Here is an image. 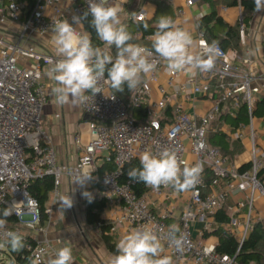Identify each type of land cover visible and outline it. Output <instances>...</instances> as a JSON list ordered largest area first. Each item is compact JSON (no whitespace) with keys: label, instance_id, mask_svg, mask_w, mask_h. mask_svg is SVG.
<instances>
[{"label":"built area","instance_id":"built-area-1","mask_svg":"<svg viewBox=\"0 0 264 264\" xmlns=\"http://www.w3.org/2000/svg\"><path fill=\"white\" fill-rule=\"evenodd\" d=\"M163 1L174 8V20L185 16V9L178 7L176 0ZM0 3V25L20 24L13 38L0 36V218L6 208L12 213L0 227V243L6 241V232L14 231L23 237L31 264H49L55 258L62 242L50 238L42 223L39 204L29 192L33 180L52 176L55 188L46 206L50 222L67 178L70 185H79L87 206L105 200L106 207L114 209L112 215L97 224L98 228L105 224L110 233L116 234L120 226L127 232L147 226L162 238L173 264H241L237 260L241 246L256 223L264 221L262 211L260 220L256 218V204L258 201L264 204V181L259 179L264 172V146L258 137L259 120L254 115L257 96L264 90V72H260L259 66L252 65L246 57L232 56L217 44L211 69L197 68L194 74H190V68L168 72L165 83L161 82V75L166 62L158 58L156 70L141 76L127 102L101 81L102 93L81 104L88 139L78 132L77 162L60 163L50 135L42 128V118L48 102L45 74L61 57L38 52L30 42L34 34L53 33L52 25L58 19L72 23L74 16L80 17L81 31H85L84 14L88 12L89 0H0ZM108 4L116 7L119 0H108ZM195 4L194 0H186V7ZM221 9L227 12L229 7ZM148 19L147 12L140 10L128 22ZM238 25L245 43L242 13ZM151 36L146 35L145 41L151 42ZM142 37L141 32L134 35L137 40ZM196 40L195 53L207 59L211 44L198 27ZM243 63L249 65V70L243 68ZM183 76L185 81L177 85L176 81ZM178 97L193 104L203 98L209 105L203 112L196 108L192 111L182 103L173 104ZM241 103L247 106L248 121L234 125ZM139 110L143 113L137 117ZM222 116L227 120L223 121ZM261 120L264 123V115ZM218 134L226 140L248 143L247 170L240 171L220 148L211 144V137ZM165 147L177 150L184 162L182 167L202 164L198 183L187 190L147 187L145 193L138 194L137 182L125 177L124 168L146 150L155 153ZM102 164L114 168L102 172ZM84 174L90 175V179L80 184L77 181ZM181 192L187 195L174 224L183 235L182 251H178L168 242L172 226L168 220L174 217L172 206ZM166 202L167 208L158 210ZM225 211L229 212L230 222H217L215 216ZM219 228L240 242L235 256L218 251L219 238L214 232Z\"/></svg>","mask_w":264,"mask_h":264},{"label":"clouds","instance_id":"clouds-1","mask_svg":"<svg viewBox=\"0 0 264 264\" xmlns=\"http://www.w3.org/2000/svg\"><path fill=\"white\" fill-rule=\"evenodd\" d=\"M255 11H264V0H254ZM122 8L110 6L108 0H89L88 12L92 17L91 27L97 38L110 49H116L115 57L110 51L102 49L92 42L91 33L81 31L80 17L58 19L52 25L54 42L60 59L52 63L49 76L56 82L53 93L60 104H86L90 98L102 93L100 82L103 81L116 92H122L127 86L134 90L141 82V76H147L156 70L158 58L166 62L169 73L185 69H211L217 43L209 45L207 59L194 51L195 41L192 33L178 25L172 17L160 16L156 31L150 37L151 47L133 43V35L127 26L121 23ZM75 25V26H74ZM88 93L91 94L88 95ZM114 99V98H113ZM140 167H133L127 172L129 180L144 183L147 187L158 190L161 186H171L176 190L193 188L202 173V164L183 166L177 150L163 148L158 152L146 150L139 157ZM90 175H82L77 182L84 184ZM88 195V193H84ZM63 207L70 208V196L62 201ZM6 208L0 218V227L11 215ZM5 244L12 250L23 247V237L14 232L5 233ZM168 242L178 251H182L183 235L178 225L169 228ZM73 253L70 246L61 247L49 264H72ZM109 264H173L171 256L166 254L162 238L147 226L133 228L116 245V253Z\"/></svg>","mask_w":264,"mask_h":264},{"label":"crops","instance_id":"crops-1","mask_svg":"<svg viewBox=\"0 0 264 264\" xmlns=\"http://www.w3.org/2000/svg\"><path fill=\"white\" fill-rule=\"evenodd\" d=\"M194 1L196 4L193 7H186V0H176V5L180 8L185 9V16H183L180 19H176V21L178 22V25L180 27L185 28L192 33L193 39L195 41V48H194L195 50L197 47L196 21L209 15L212 12V7L211 5H209L208 0H194ZM131 4L132 6H130ZM119 5L121 6V8H123L121 12L126 13V11L129 10L128 11L129 14L127 15H123L120 12L121 13L120 17L127 19L126 21L124 20L122 24H126L128 22V19L131 18L135 13H137L140 10L147 12L149 18L147 20L148 22L155 19L157 20V18L159 20L160 16H164V15L175 18L174 8L168 5L167 3H165L163 0H119ZM221 7L222 5L217 6L218 14L229 25L231 26L237 25L239 20V15L240 13L243 12V9L242 8L240 9V6L237 7L228 6L229 10L227 12H223ZM157 23L158 22L155 21L153 26H156ZM8 25L20 27V24H16L13 22L8 23ZM248 32H249L248 33L249 39L248 40L246 39L247 41H245V43H242L240 45L241 50L239 52L240 53L239 55L241 57L248 58L252 62V65H254L255 63L256 65L259 66V68L261 67V69L264 70V11L256 12L254 14L253 20L251 21L250 27L248 28ZM30 43L31 45L34 46V48L38 52L47 53L60 57V54L58 53L57 47L54 42V33H50L45 36L34 34L32 36ZM102 49L108 50V46L105 45ZM228 52L232 56H234L235 53L234 50H228ZM242 66L245 70H249V65H245L243 63ZM43 70L47 72L46 68H44ZM168 72L169 71L167 70V67L165 65L161 75L162 83H165V81L167 80ZM194 73H195L194 69H191L190 74H194ZM185 78L186 76L180 77L176 81V84L179 85L180 83H183L185 81ZM45 82L48 86V102L43 107L42 128L45 131H47V133L50 135L54 147L56 149L59 162L75 165L79 153L75 145V138L78 135V132L82 133L85 140L88 139V130L85 123L86 117L82 112L81 104L72 103L71 101L66 104H60L56 101V98L53 93V88L56 86V82L48 74H45ZM170 92H173V89H170ZM258 100H259V95L257 96V101ZM175 102L182 103L186 109L192 111H194V109L196 108L197 110H199V112L205 111L209 105L208 102L205 101V99L203 98L196 100L194 104L191 102L184 101L180 97L175 98L173 100V104ZM56 115H60V117L56 118ZM262 116L259 117L256 116V118L259 120L257 122L258 137L260 143L264 146V123L261 122ZM226 141L230 143V148L228 150L230 151V155L227 157L231 159V163L238 169L247 166L250 167V157L246 149L248 143L246 141L245 142L238 141L239 145L241 144L240 146L242 147V150L239 152V151H234V146L231 145L233 141L230 140H226ZM231 152L233 153L231 154ZM78 187L79 185H75V184L70 185L68 179L65 178L61 190L63 193H65L67 190L68 191L70 190L69 191L70 197L72 198V201L75 202V200L79 199L83 195L80 187L79 188ZM78 191L81 193V195L78 193ZM186 195L187 192H181L179 198L174 201L172 206L174 217L168 220L169 225H174L177 222L179 214L184 204L183 199L185 198ZM167 205L168 202L162 203L159 206L158 210H164L165 208H167ZM75 206L77 207V205ZM261 211L263 212L262 214H264V204L262 201H258V203L256 204V215H257L256 218H258L259 220H260L259 216H262V214L259 215ZM113 213H114V209H108L107 207H105V210L102 214V219L108 217L110 214L112 215ZM127 233L128 232L126 231V229L123 226H120L118 227L117 233L115 235L116 237H118V239H121ZM72 253H73L72 264H83V262H85V260L80 256H78L73 249H72ZM85 256H87L86 257L87 259L91 260L90 255L88 256L86 254ZM111 256H107V261H104L105 263L103 264H109Z\"/></svg>","mask_w":264,"mask_h":264},{"label":"trees","instance_id":"trees-1","mask_svg":"<svg viewBox=\"0 0 264 264\" xmlns=\"http://www.w3.org/2000/svg\"><path fill=\"white\" fill-rule=\"evenodd\" d=\"M209 5L212 7V12L199 19L197 21V27L199 30H202L210 42L212 44L214 41L217 44H220L224 50H234L237 48L239 43L241 42V32L239 25L231 26L229 25L217 12V6H229V7H237L240 6L243 9V21L247 28L250 27L251 21L253 20V16L256 13L254 0H208ZM92 17L89 14L84 22V30L91 33L92 42L103 48L105 44H103L96 36L95 30L91 27ZM158 22L157 20L152 21H144L137 22L129 21L126 25L128 30L132 33L133 37L137 32H141L143 37L142 39H133V43L143 44L147 47H151V42L145 41L146 35H153L157 30L156 26H153L154 23ZM110 54L115 57L116 49L112 46L110 49ZM113 92L118 95L122 100L128 101L130 98V91L125 86L124 91L116 92L112 89ZM215 91V90H214ZM143 111L139 110L136 113V116L139 117ZM264 114V97H259V100L256 103L255 116L259 117ZM223 119V116L221 117ZM227 119H223L225 121ZM248 121V112L247 106L244 103L240 104L239 113L237 119H233V124L236 125L239 122L247 123ZM212 145L220 148L227 156L230 155V143L225 140V136L222 134L213 135L210 139ZM234 146V151H241L242 147L239 145L238 141H233L231 144ZM233 152H231L232 154ZM133 167H140L139 159H135L131 163L127 164L124 168L125 177L127 176V172ZM113 165L103 164L100 167V170L104 172L105 170L113 169ZM249 166L243 167L239 169L240 171L247 170ZM259 179L264 181V172L259 175ZM55 182L52 176H46L44 178L35 179L30 183L29 192L31 196L37 200L41 215H42V223L45 225L49 221V217L46 214V206L50 201V195L54 190ZM138 194H143L147 190V186L140 182L137 183L135 187ZM106 202L105 200L95 202L92 205L87 206L86 210V220L87 223L92 225H97L99 222H102V214L105 210ZM217 222L219 223H229L231 218L228 211L221 212L215 216ZM10 222H14L13 219H9ZM102 237V240L106 246V249L111 253H116V235L110 233V227L108 225L103 224L98 228ZM219 238L218 251L227 255L235 256L239 247L240 242L229 235L224 229L219 228L214 232ZM14 259L17 264H31L30 257L26 252L25 246L18 250V252L14 253ZM237 260L241 264H264V221L259 222L255 225L253 232L251 233L249 239H247L243 245L241 246L240 253L237 255ZM14 260H12L13 264ZM2 264V263H0Z\"/></svg>","mask_w":264,"mask_h":264},{"label":"rangeland","instance_id":"rangeland-1","mask_svg":"<svg viewBox=\"0 0 264 264\" xmlns=\"http://www.w3.org/2000/svg\"><path fill=\"white\" fill-rule=\"evenodd\" d=\"M0 5L2 6V3H0ZM130 6H132V4ZM116 7L121 8L119 4H117ZM128 11H126V13L122 12V14L127 15L129 14ZM120 19L121 23L124 20H127L123 17H120ZM18 29V26L0 25V36H9L13 38L17 34ZM248 33L249 32L247 28L245 32V39L247 40L249 39ZM242 40L243 38L241 34V42L239 43L237 48L234 49V56L240 54L239 52L241 50L240 45L242 44ZM259 70L260 72H264L261 67ZM259 97H264V90L259 94ZM189 160L192 161V159ZM69 191L67 190L65 193H63L62 190L60 191V204L55 206V212L52 216L51 222L49 220L47 224L44 225V228L47 229L50 237L61 240L62 247L70 246L78 256L83 258L85 260L83 264H103L105 263L104 261H107V256H111L112 254L106 249L100 231L98 230L96 225H90L87 223V206L84 200V196L82 195L79 199L75 200V202L72 201V206L70 208L62 206V201H64L66 197L70 196ZM78 193L81 195L79 191ZM75 205H77V207ZM119 240L120 239H118L117 237V243L119 242ZM0 250L2 251L0 263L12 264L14 253L18 252V250L14 251L7 245L0 247ZM86 254L88 256L90 255L91 260L86 258ZM13 264L17 263L14 261Z\"/></svg>","mask_w":264,"mask_h":264}]
</instances>
